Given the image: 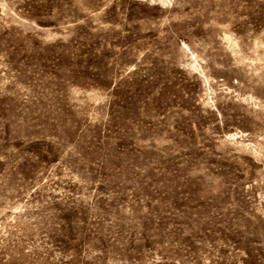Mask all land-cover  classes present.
<instances>
[{
	"label": "rangeland",
	"instance_id": "374dc122",
	"mask_svg": "<svg viewBox=\"0 0 264 264\" xmlns=\"http://www.w3.org/2000/svg\"><path fill=\"white\" fill-rule=\"evenodd\" d=\"M0 264H264V0H0Z\"/></svg>",
	"mask_w": 264,
	"mask_h": 264
}]
</instances>
